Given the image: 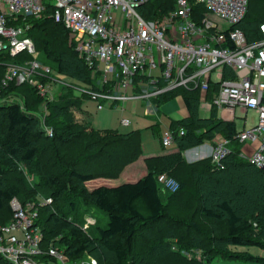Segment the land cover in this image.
<instances>
[{
	"label": "trees",
	"instance_id": "1",
	"mask_svg": "<svg viewBox=\"0 0 264 264\" xmlns=\"http://www.w3.org/2000/svg\"><path fill=\"white\" fill-rule=\"evenodd\" d=\"M51 12L48 4L40 18L28 20L35 51L54 64L58 75L98 90L96 76L78 57L67 29ZM262 25L264 0H248L245 16L235 27L252 44L263 37ZM31 59L27 53L14 58L0 54V89L7 63ZM230 75L231 70L223 67L224 80ZM8 92L21 96L23 104L0 105V227L12 218L13 199L25 206L50 198V204L37 210L40 248L45 251L53 244L70 264L86 258L97 264H209L215 260L264 264V258L237 250L264 251V169L240 157L236 124L219 119L216 107L207 118L200 116L197 89H176L153 99L158 106L176 96L183 100L188 116L170 125L177 152L145 159L146 174L132 183L91 190L88 183L118 179L126 166L143 155L141 132L100 131L86 121L75 122L70 111L79 110L80 100L67 88L57 101L46 103L42 124L32 115L43 102L34 88L10 83L1 95ZM43 125L51 129V136ZM180 129L183 136L177 135ZM217 136L227 141L228 149L219 166H213L210 158L189 164L184 160L183 152ZM25 173L33 175L34 181L28 182ZM162 173L178 182L175 193L164 191L157 182ZM91 209L107 215L105 226L94 229L93 239L81 229ZM36 259L53 264L46 255ZM0 264L11 263L0 256Z\"/></svg>",
	"mask_w": 264,
	"mask_h": 264
},
{
	"label": "built area",
	"instance_id": "2",
	"mask_svg": "<svg viewBox=\"0 0 264 264\" xmlns=\"http://www.w3.org/2000/svg\"><path fill=\"white\" fill-rule=\"evenodd\" d=\"M48 1L50 16L64 25L69 43L97 78L98 90L89 86L77 90L86 94L98 111L125 100L145 102L176 89H197L203 109L216 106L230 117L237 107L254 111L256 123L239 130L236 138L251 147L241 150L240 157L264 169V25L260 28L263 37L252 44L235 27L245 16L248 0H161L160 4L156 0ZM45 9L44 0H0V54L14 58L27 53L32 57L6 64L0 103L16 102L1 95L10 83L30 85L45 103L54 100L53 83L63 84L51 76V68L36 60L28 36V20L40 18ZM223 67L231 70V78L224 80ZM43 117L39 118L42 124ZM120 122L129 124L127 119ZM43 126L51 136V129ZM177 135L183 136L184 130ZM160 141L164 148L171 147L174 133L163 131ZM226 145L227 141L221 140L212 148L209 158L213 166H219L228 154ZM157 182L171 194L179 188L164 174ZM50 203V198L25 206L16 199L11 201L12 218L0 227L3 259L11 264H43L36 257L46 255L53 264H70L63 250L53 244L45 251L40 248L37 210ZM93 224L94 219L85 216L82 230ZM79 264L96 262L90 259Z\"/></svg>",
	"mask_w": 264,
	"mask_h": 264
},
{
	"label": "rangeland",
	"instance_id": "3",
	"mask_svg": "<svg viewBox=\"0 0 264 264\" xmlns=\"http://www.w3.org/2000/svg\"><path fill=\"white\" fill-rule=\"evenodd\" d=\"M156 2H157V4H160L162 1L156 0ZM44 3H45V5H48L49 1L44 0ZM224 27H228V25L226 23H224ZM36 60L39 63L45 65L46 67L48 66L49 68H51L52 69L51 76L63 83V84L53 83L52 89H53V94H54V100L51 102L57 101V97L59 95L58 90H59L60 86L62 87L60 89V91L64 88L70 89L74 92V97L80 100V105H79L78 111H81L83 114H85L86 118L82 117V115L80 113H78L76 108H73L70 112H71L75 122L87 121L90 124V126L96 130H100V131L117 130L121 134L130 132V131H140L142 133V146H143V154L144 155L159 154V153H165L166 154V153H169L171 151L170 147H166L163 149L161 147V144L159 143L157 137L153 134L152 130L147 128L148 124L150 126L153 124L154 121L158 120L160 122V126L158 127V132L162 134V132L167 129L169 118L165 113L164 107H161L159 109V111H160L159 115L156 117H154L151 114H148L145 111V107L138 102H133V103H127L126 102L124 104L120 103L118 108H117V106L115 107L117 109H110L109 107L105 106L103 110L98 111L96 109V104L94 102H92L90 99H88L86 94L80 93L77 90V88L85 87V85L79 84L78 82L69 80L67 78H64L63 76L58 75L54 71V68H55L54 64L51 61L46 60L44 58V56L42 54H39L37 51H36ZM9 93L10 92L3 95L2 98L5 96H10ZM17 96H19V95H17ZM43 103H45V102H43ZM48 103H50V102H48ZM173 103L175 104L176 109L174 111H171L170 113H172V118H175V117L178 118V117H180V115L178 114V102L175 100V101H173ZM45 105H46V103H45ZM35 114H37V113H35ZM201 115L203 117H206L207 113L202 111ZM36 116H38L39 118L43 117V116L45 117V115H42L41 113H39V115L37 114ZM218 116L221 117V110H218ZM244 116L245 115L243 113H241L238 108L235 109L234 121L236 123V127L238 130L243 129V120L242 119ZM122 118L128 119L130 121L131 125L129 127L126 126V128H123L122 126H120L119 121ZM246 118H247L246 128H250L253 124L256 123L257 116L254 113V111H252V110L247 111ZM46 128L49 129L48 127H46ZM208 158L209 157H207V156H203V157H201V160L208 159ZM190 163H194V162H190ZM130 165H132L131 168H134L135 170H131L130 172L127 171L129 169L128 166H130ZM130 165L126 166L124 168V169H126V171L122 172V173L127 172L128 177H130L131 173H135V175H133L132 178H128L127 176H125V180H128L125 182H133V181H135L134 179H136L138 176H140L139 175V173H140L139 168L142 167V157L139 160H137V162L135 164L132 163ZM144 166H145V163H144ZM162 174L167 175L165 173H162ZM24 175L26 176L28 182L34 181V179H35L33 177V175H29L27 173H25ZM169 177H171V176H169ZM171 178H173V177H171ZM101 181H106V180H101ZM108 182L111 183L112 180L108 181ZM99 183H100V181H99ZM102 183H105V182H102ZM91 187H92L91 184H87L88 189H91ZM40 195L45 197V195H42V194H40ZM44 199H47V198H44ZM91 212L93 214V217L97 220V225L95 226V223H94L92 226H90V228L88 227L85 230V233H86L87 237H89L90 239H93L96 236V234L93 232L94 229L96 227L103 228L105 226V224L107 222V215L104 212L97 210V209H92ZM82 226H84V225H82ZM82 226H81V229H83ZM54 240L57 241L58 239H54ZM237 250H239V251L247 250L250 254H252L254 256L264 257V251L259 249V248H256V247H249L248 249L247 248H238ZM90 259L91 258H88V259L86 258V259H83L82 261L87 262ZM80 262L81 261H78L75 264H79ZM220 262H222V261H213L212 263H209V264H219ZM96 264H97V262H96ZM245 264H249V263H245Z\"/></svg>",
	"mask_w": 264,
	"mask_h": 264
},
{
	"label": "crops",
	"instance_id": "4",
	"mask_svg": "<svg viewBox=\"0 0 264 264\" xmlns=\"http://www.w3.org/2000/svg\"><path fill=\"white\" fill-rule=\"evenodd\" d=\"M62 87L60 86L59 87V90H58V92L60 93L61 91H60V89H61ZM214 91V89L212 88L211 90H210V93H212ZM132 92L130 91L129 92V94H131ZM9 95L11 96H7L8 97V99H11V100H16V101H18L19 103H20V105L21 104H23V98H21V96H17V94H14V93H9ZM73 95H74V92H73ZM89 99V98H88ZM206 99H207V97H206ZM177 101L178 102V114L180 115V117H175V118H172V113H170L171 111H174L175 109H176V107H175V104L173 103V101ZM208 100V99H207ZM209 101V100H208ZM133 103V102H138V103H140L141 105H143L144 107H145V111L148 113V114H151V115H153L154 117H156V116H158L159 115V109L161 108V107H164L165 108V113H166V115L168 116V118H169V122H168V127H167V129H169L170 130V125H171V123L172 122H176V121H179V120H182V119H185L187 116H188V114H187V111H186V108H185V106H184V103H183V100H182V98L180 97V96H176V97H174L173 99H171V100H168V101H166L165 103H163V104H161V105H156V103H155V100H153V99H149L148 101H141V100H138V99H135V100H125V101H123V102H118L117 104H116V106H117V108H118V106H119V104L120 103ZM199 103L201 104V102H200V95H199ZM1 104H4V103H0V105ZM212 107H216V106H211L210 107V109H203L201 106H200V116L202 117V118H207V116H208V114H209V112H210V110H211V108ZM110 109H117V108H115V107H113V106H111V107H109ZM217 108V107H216ZM239 110H240V112L241 113H243V114H247V111L245 112V111H243V109L242 108H240V107H237ZM151 109V110H150ZM236 109V108H235ZM37 110V111H36ZM103 110V109H102ZM218 110H221V117H219L218 116ZM78 111V110H77ZM101 111V110H100ZM202 111L203 112H206L207 113V116L206 117H203L202 115H201V113H202ZM34 113H32V115H37V114H39V113H41L42 115H47V108H46V105H45V103H41V104H39V106L38 107H36V109H35V111H33ZM245 112V113H244ZM35 113H37V114H35ZM78 113H80L81 115H82V117H85L86 115L85 114H83L81 111H78ZM217 116H218V118L219 119H221L222 121H225V122H234L235 123V121H234V118H235V110H234V114H233V117H230V114H228L224 109H218L217 108ZM86 118V117H85ZM122 119H126V118H122ZM128 120V119H127ZM243 120V119H242ZM121 121V120H120ZM119 121V125L120 126H122L123 128H126V126H123V125H121V122ZM129 121V120H128ZM87 122V121H86ZM236 124V123H235ZM131 125V123H130V121H129V124H128V126L127 127H129ZM160 126V122L158 121V120H156V121H154L153 122V124L152 125H150L149 126V124H148V126H147V128H149V129H151L152 130V132H153V134H155V133H159L158 132V127ZM153 127V128H152ZM243 128H246V124H244V122H243ZM154 129V130H153ZM166 129V130H167ZM237 131H239L238 129H237ZM156 137H157V139H158V141H159V143L161 144V142H160V137H161V133H159V135H155ZM221 140H224L222 137H220V136H217L214 140H212V142H204L202 145H200V146H197V147H195V148H192V149H189V150H187V151H185V152H183L182 153V156H183V158L185 159V161L186 162H188V163H190V162H196V161H199V160H201V157H203V156H207V157H209V155H210V153H211V150H212V148L218 143V142H220ZM240 143V142H239ZM141 146H142V133H141ZM227 146V145H226ZM161 147L164 149V147L162 146V144H161ZM171 148V151L169 152V153H159V154H149V155H144L143 154V146H142V154L144 155H142L141 157H142V167L141 168H139V175L140 176H138L136 179H134L135 181L137 180V179H139L140 177H142V176H144L145 174H146V171H145V166H144V160L145 159H147V158H151V157H159V156H163V155H167V154H172V153H175V152H177V150H176V148L174 147V146H171L170 147ZM251 150V147L249 146V144H247V143H240V151L241 150ZM241 153V152H240ZM140 157V158H141ZM139 158V159H140ZM138 159V160H139ZM137 162V161H136ZM135 162V163H136ZM134 163V164H135ZM129 167V169L127 170V171H131V170H135L134 168H131L132 167V165H130V166H128ZM126 171V169H124L122 172H125ZM123 174V175H122ZM133 175H135V173H131L130 174V177H128L127 176V172L126 173H121L120 174V176L118 177V179H116V180H112V182L110 183V182H108V181H111V180H106V181H101V180H105V179H98V180H94V181H92L91 183H88V184H91V189H93V188H95V187H98V186H109V187H113V186H116V185H118V184H120L121 182L122 183H126L125 181H128V180H125V176H127L128 178H132V176ZM124 180V181H123ZM99 181H100V183H99ZM130 181V180H129ZM102 182H105V183H102ZM134 182V181H133ZM132 183V182H131ZM87 186V185H86ZM90 189V190H91ZM92 210V209H91ZM86 216H90L92 219H94V222H95V218L93 217V214H92V212L90 211L88 214H86ZM239 251V250H238ZM249 253V252H248ZM250 254V253H249ZM250 255H252V254H250ZM252 256H254V255H252ZM256 257V256H255ZM257 257H260V258H264V257H262V256H257ZM215 261H218V260H215ZM220 261V260H219ZM245 263H249V264H263V263H261V262H251V261H249V260H244V261H222V262H220L219 264H245Z\"/></svg>",
	"mask_w": 264,
	"mask_h": 264
}]
</instances>
